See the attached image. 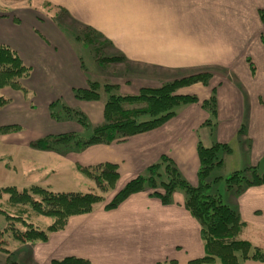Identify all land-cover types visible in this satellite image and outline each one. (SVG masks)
I'll return each mask as SVG.
<instances>
[{
    "label": "crops",
    "instance_id": "0c3cea01",
    "mask_svg": "<svg viewBox=\"0 0 264 264\" xmlns=\"http://www.w3.org/2000/svg\"><path fill=\"white\" fill-rule=\"evenodd\" d=\"M64 27L74 32L70 40L63 33ZM85 27L101 36L107 56L122 54L135 62V69L146 74L140 81H150L146 79L150 74L155 81L209 65L238 71V80L216 85V143H227L241 131L246 163L240 164H260L264 157V0L0 1V44L14 50L30 67L29 76L21 80L25 91L0 89V94L11 99L0 108V126H19L15 131L0 132V142L34 147L33 140L77 129L76 123L58 121L51 115L62 111L57 107L60 98L93 124L101 120L103 102L77 99L73 88L86 86L88 80L97 81L96 73L112 78L113 83L121 79L84 63L88 52L83 53L76 34ZM70 43H75V49ZM195 118L191 111H185L173 116L169 126L155 127L121 142L94 144L87 148L84 161H78L89 165L116 163L119 178L114 192L164 154L181 167L190 166L196 177L198 142L203 146L215 142L209 134L202 139L198 134V126L206 124L205 116L192 122ZM244 119L246 123L240 128ZM56 150L41 148L40 152L64 163V156ZM23 159L20 173L24 176L32 171V157ZM216 192L244 222L238 237L251 243L259 239L255 246L262 247L264 184L242 191L224 186ZM172 199L165 204L149 190H140L112 208L99 203L89 213L71 215L63 228L51 231L44 241H18L13 248L6 245L8 251L0 250V264H49L67 256L94 264H192L191 260L205 255L201 224L185 207V194L175 191ZM209 263L221 264L218 259L198 264ZM241 264H264V260L244 259Z\"/></svg>",
    "mask_w": 264,
    "mask_h": 264
},
{
    "label": "trees",
    "instance_id": "16d2710c",
    "mask_svg": "<svg viewBox=\"0 0 264 264\" xmlns=\"http://www.w3.org/2000/svg\"><path fill=\"white\" fill-rule=\"evenodd\" d=\"M100 37L90 27H85L76 34V38L91 49L94 59L107 63L121 60L122 56H105L103 53H99L104 48L102 42H97L101 39ZM248 61L250 62V60ZM29 74L30 67L25 65L21 57L7 45L0 44V89L5 87L15 91H25L26 88L21 80L27 78ZM211 76V72L201 71L164 82L156 87H140L139 92L134 95L110 94L103 101L101 120L95 124L88 139H83L78 131L72 130L52 136L53 140L56 143L72 140L79 147L125 141L128 137L153 129L170 118L175 114L173 109L175 105L195 101L197 99L195 94H181L177 90L196 82H205ZM113 85L114 83L100 85L98 81L88 80L86 86L73 88V91L77 99L100 101L101 86L106 91ZM213 90L214 88H212ZM211 97L214 101L213 95ZM10 101L8 95L0 94V108ZM137 103L142 105L128 106V104ZM62 108L65 109V112L62 110L51 113L56 120L76 119L77 122H81L79 123L81 127L86 128L87 125L84 121L87 119L81 111L65 105H62ZM73 113H77V115L74 116ZM144 113L155 117L145 121H137L136 116ZM18 128L17 124H3L0 126V132L7 133ZM38 142L42 143V141ZM49 144L41 146L54 149L53 145ZM221 145L226 144L214 143L211 146H203L198 142L197 151L200 164L197 176L200 178L206 176L212 167L222 163V158L217 156ZM225 147L227 151L230 150L227 145ZM163 160L168 159L163 156L161 161ZM169 163L165 164L166 172L170 173L167 180L157 182L153 175H159L158 167H160L161 162L154 163L147 168V175L139 174L115 191L110 200L104 204L105 207H115L129 194L140 190H149L151 195L156 196L162 203L166 204L172 202L173 193L177 189H183L185 207L199 220L201 224L200 235L205 246V255L191 260L192 264L212 262L214 259H218L221 264H241L244 259L264 260V250L253 245L250 241L238 237L244 222L241 221L236 210L223 202L218 192L204 193L206 188H211L212 183L217 178L206 183L199 180L196 185L189 184L179 177L177 168ZM79 169L94 181L101 194L54 191L39 184H31L23 188L15 185L0 188V202L5 198L7 203L6 208L1 207L0 203V215L5 221L4 226L0 228V250L8 251L5 235L23 243L44 241L48 238L49 232L63 228L71 215L89 213L97 204L104 203L103 193L115 189L119 178L118 165L112 162H101L88 167L82 166ZM257 171L256 166L232 171L225 178V187L229 190L242 191L252 185L264 184V172L258 173ZM26 205H29L34 212L29 210ZM16 207L21 209L15 213L14 208ZM34 215L49 216L53 218V221L45 227H40L32 221ZM15 221L21 222L23 227L19 228L13 225ZM11 264H15V262H11ZM49 264L94 263L85 258L67 256L61 259H52Z\"/></svg>",
    "mask_w": 264,
    "mask_h": 264
},
{
    "label": "rangeland",
    "instance_id": "374dc122",
    "mask_svg": "<svg viewBox=\"0 0 264 264\" xmlns=\"http://www.w3.org/2000/svg\"><path fill=\"white\" fill-rule=\"evenodd\" d=\"M0 1H2V3H6V0H0ZM57 26H59V23ZM181 26H182V24H181ZM64 29L65 30L63 31V33H64L65 37L67 38V40H70V38H72L74 32L72 30H69V28H67V27H64ZM63 41H64V45L67 46L66 41L65 40H63ZM99 41H97V42L98 43L103 42L102 39H99ZM70 45L75 49V43H70ZM81 46L83 49V53L88 52L85 55V60L87 62L85 61L84 63L86 65H89V64L91 66L94 65L99 71L105 70L106 72L110 73V75L120 77V79H121V81H118L117 83L114 82L115 84L113 86H111L106 91H104L103 87L101 86V90H100L101 100L100 101H102V102L105 101L110 94H131V95H134V94H137L139 92V88L143 87V85L156 87V86L161 85L164 82L171 81V80H174L176 78L183 77L185 75L188 76V75L196 73V72H201L202 70L211 72L212 76L209 79H207L205 82H196V83H193L191 85L180 87L177 90V92L181 93V94H195L197 99L193 102L181 103L179 105H175L173 108L175 111V114L172 115L170 118L164 120L157 127L169 126L170 122H172L171 118L173 116H175L176 114H180L182 112H185V111H191L193 113V115L198 118V119L195 118L192 122H198L202 118V116H205L204 123H206V124L198 126L199 129H197L198 134L201 137V139L205 134H209V136L214 140V142L215 143L217 142V139L219 137V133H218V127H217L218 118H217V95H216L218 93V89L216 88V85H219L221 83L222 84L227 83V82L233 81V80H238V76H239L238 71H230V68L224 69V68H219V67H214L212 69L211 68L212 65L211 66L209 65V66H204L201 68H194L193 67L192 69L184 70V72L177 73V74L173 75L175 77H173L172 75L169 74L168 76H166L167 78L164 77L166 79L163 78L161 80H155V81H151V79H150L151 74H150V76H148V78H146V79H149L150 81H148V80L140 81L141 79H145V77H143L146 75L145 72H143V71L139 72L140 70L135 69V68H137L136 66H138V65L135 62H132V61L130 62L128 59L125 58L124 55L115 54V55L123 57L121 60H119L117 62H111V63L102 62V61H98L96 59L95 60L93 59L94 55L88 46L83 45V44ZM89 46H91V45H89ZM99 53H103V55L106 54L104 49H102ZM106 55H109V54H106ZM88 57L90 59H88ZM89 60H91V61H89ZM248 60H249V58H247V62H249ZM249 63H250V66L252 65L251 69L254 70L253 63L252 62H249ZM209 68H211V69L209 70ZM96 74H97V81L100 85L107 83V82L113 83L112 78H102L98 75V73H96ZM179 74H181V75H179ZM141 75H143V76H141ZM155 79H159V78H155ZM137 82L141 83V84H138ZM142 82L143 83L146 82V83L143 84ZM200 83L204 84V86L201 85ZM208 84H210V85L206 87L205 85H208ZM212 86H213V88L215 87V89L213 91H209V88H211ZM7 92H9V91H7ZM208 92H210V93L208 94ZM5 95H7V94H5ZM211 95H213L214 101H212L213 98L211 97ZM57 102H58L57 103L58 108L59 107L62 108V105L70 107L66 103V101L61 99V98L59 100H57ZM141 105H142L141 103H137V104H133V105L128 104L129 107H131V106L137 107V106H141ZM73 109L75 110V108H73ZM62 110L65 112L64 108H62ZM213 110H215V112H213ZM73 115L76 116L77 113H73ZM154 117L155 116H153V115L144 113V114H138L136 116V119H137V121H145V120L152 119ZM195 120H197V121H195ZM68 122H70V124H72V125L75 123L77 124V125H75L77 129H74V131L80 130L81 131L80 136L83 139H88L90 137L89 134L91 133L93 127L95 126V124H93L90 119H87V121H84L85 124L87 125L86 128L81 127L79 124L81 122H77L76 119H69ZM244 123H246V119L243 120V123L240 126V128L243 127ZM82 128H84V129L81 130ZM240 133H241V131H238L236 135L231 136L227 140V143H224L230 148V152H228L226 150V147H225L226 145L220 146V149L217 152V156L219 158L223 159L222 166L216 165V166L212 167L209 170L208 174L202 178H200L199 176H196L197 182H195L196 177H194L192 175V168L190 166L189 167H181V166L177 165L173 160H171L166 154L162 155L160 157L161 159L159 161H157V162H161L160 167H158L159 175H153V176L155 177L157 182H159L160 180H167L170 177V173L166 172L165 164L170 162L169 164H172L174 167L177 168V170L179 172V177L184 179L185 181H187L189 184L196 185V184H198L199 180H201L203 183H206V182L214 181L217 178V180H215L212 183L211 188H206L204 190L205 194H207L208 192L216 191V189H218V188L220 190H222L225 186V178L228 177L232 171H235L238 169H244V167H246V166H242L240 164L241 162L244 164L246 163V159L243 157L244 153L242 151L244 143L241 139L242 137H241ZM38 141H42V143H40ZM47 143L48 144L50 143L49 145H53L54 151L56 150L55 146H58L57 147L58 150H56V152H58L59 154L64 156V158H65L64 163L60 162L59 160H52L50 158H45V156H47V155H45L47 152L41 153L40 149L41 148L47 149L44 146H41L43 144L47 145ZM31 144L35 148L34 147H28V146L22 147L21 145H15V146L14 145H8L6 143L0 142V155L4 156V157H0V187L5 186V185H9V184L10 185L15 184L18 187H23V186L27 187L31 184H39V185L45 186V187H47L51 190H54V191H80V192H95V193L101 194L100 190L97 188L94 181L92 179H89L83 173V171H81L79 169V167H82V166L88 167V166L95 165V164L89 165V164L81 163L78 161V160L84 161V160H82L83 156L86 155L87 151H89L87 148L90 146H93L94 144L87 145L85 147H82V146L79 147V146H76L74 144V141L70 140V141H65L64 143H62L63 145L60 146L59 144H56V142L53 140L52 136H48L47 138H39L38 140L37 139L33 140L31 142ZM163 156H166L168 160L161 161ZM31 157H32V164H31L32 171L30 173L27 172L23 176L22 171L20 173V170L23 169V163H24L23 158L31 160ZM34 158L36 159L35 162H34ZM45 160L48 161L47 165L43 164ZM18 161H21V163H18ZM40 162H42V164ZM157 162H155V163H157ZM150 165H152V164H150ZM149 166H147V168ZM255 166H256V170H258L257 171L258 173L264 172V157L262 158L260 164L259 165L256 164ZM147 168L142 173V175L148 174ZM198 169H199V167H198ZM18 170H19V172H18ZM115 187H116V185H115ZM113 190L110 192H107V193H103V196L105 199L104 203H106L110 200V198L112 197V195L114 193ZM176 191H179L182 194H185L183 189H177ZM224 191L222 193H225ZM0 203H1V207L6 208L7 203L5 201V198H3ZM26 207L29 210H32L29 207V205H26ZM20 209L21 208L18 209L17 207L14 208L15 213H16V211L18 212ZM32 212H34V211L32 210ZM32 221L35 224L39 225L40 227H45L48 224L52 223L53 218H51L49 216H43V215H34V216H32ZM4 223H5V221L3 219V216L0 215V228H2L4 226ZM13 225H15L16 227H19V228L23 227L22 223L19 221H15L13 223ZM240 239H242V238H240ZM250 239L252 240L254 238H252V236H251ZM5 240L7 241V247L8 248H13L18 242L16 239L8 237L7 235H5ZM258 240L259 239L255 238V240H253L252 243L254 245H256V243H258ZM259 244L263 245L260 248H264V240H260ZM262 250H264V249H262ZM16 256H17V254L12 255L10 260L13 261V259L16 258ZM7 264H11V262L7 263ZM209 264H215V263H209Z\"/></svg>",
    "mask_w": 264,
    "mask_h": 264
}]
</instances>
